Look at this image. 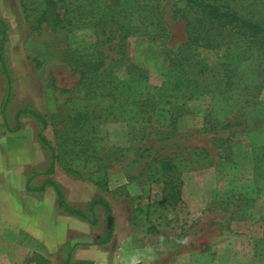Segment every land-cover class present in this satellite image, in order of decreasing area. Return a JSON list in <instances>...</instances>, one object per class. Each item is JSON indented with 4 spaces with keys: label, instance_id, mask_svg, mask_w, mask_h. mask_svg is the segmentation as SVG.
<instances>
[{
    "label": "rangeland",
    "instance_id": "1",
    "mask_svg": "<svg viewBox=\"0 0 264 264\" xmlns=\"http://www.w3.org/2000/svg\"><path fill=\"white\" fill-rule=\"evenodd\" d=\"M42 1L11 0V9L0 0V15L11 28L12 12L27 16L31 26L22 40L16 29L11 31L14 64L23 69L24 84L35 85V99L52 123L48 135L59 138L61 169L89 181L96 197L113 205L121 230L129 233L125 242L131 243L134 264H264V39L205 20L185 9L183 0H165L167 44L136 35L123 45L107 29L66 32L39 25ZM197 18L199 31L213 39L214 49L198 58L208 57L211 68L197 76L202 87L186 103L188 115L170 124L175 135L163 137L171 128L160 110L155 115L158 134L130 135V125L141 122L129 112L105 120L115 110L109 108L116 97L85 96L72 66L77 48L102 49L112 68L109 76L125 79L124 65L132 64L148 74L150 84L160 86L165 80L171 87L177 72L165 53L169 49L173 57L184 48L185 19ZM81 112L94 113L92 143L93 133L71 120ZM238 165L253 167L236 175ZM53 262L43 244L0 220V264Z\"/></svg>",
    "mask_w": 264,
    "mask_h": 264
},
{
    "label": "trees",
    "instance_id": "2",
    "mask_svg": "<svg viewBox=\"0 0 264 264\" xmlns=\"http://www.w3.org/2000/svg\"><path fill=\"white\" fill-rule=\"evenodd\" d=\"M165 0H43L40 3L37 23L46 25L53 31L74 32L84 28L106 29L111 33L114 40L123 43L132 36L147 37L152 41H162L164 45L169 40L168 22L165 15L167 8L163 5ZM186 4L185 9L199 14L203 19L214 23H222L239 29H245L253 36L264 39V0H183ZM172 17V16H171ZM173 18V17H172ZM252 18V19H251ZM25 20L30 25L27 16ZM262 21V22H261ZM187 26V41L182 50L173 57L171 50L167 49L166 57L170 60L177 74V79L172 81L171 87L169 81H163L160 86L150 84L148 74L137 66L132 64L124 65L126 67V78L121 80L106 72L112 69L107 66L105 52L98 46H81L77 48V59L73 63V69L78 74L79 85L84 91L85 96L97 98L114 94L116 97L113 105L109 109L115 108L105 117L107 120L112 115L119 114L123 117L128 112L133 119H138L141 123L136 127L134 123L130 125L129 134H143V136L160 132L155 122L157 110L164 111L169 124L163 132L164 138H170L175 135L176 127L170 124H176L177 121L188 115L186 103L197 98L201 90V84L198 75L207 74V68L211 65L206 61L208 57L198 58L200 53L208 55L213 52L211 43L213 39L204 38L199 31V18L189 21L185 19ZM31 26L29 27V29ZM10 23L0 15V70L3 79L8 85V95L13 94V84L16 81L15 73L11 68L9 61V46L11 35ZM111 38V37H109ZM95 44H99L96 40ZM222 65V63H220ZM222 66H227L223 63ZM214 72V69H211ZM192 75V79L189 78ZM234 84V82H233ZM187 85V86H186ZM190 85V86H189ZM194 85V86H193ZM189 86V87H188ZM118 104L117 107L114 105ZM167 105L171 107L167 109ZM4 105V111H5ZM108 109V110H109ZM34 120L39 124L38 141L42 146L49 150L52 156V165L61 167L62 152L59 138L56 136V146L47 139L44 132L52 126L47 115L40 112L29 110ZM92 112H81L71 120L77 121V127L80 130L93 133L91 141L96 140L97 125H93ZM102 117V116H101ZM165 117V115H164ZM132 119V120H133ZM126 121V117L124 118ZM130 121V120H129ZM18 130V128L14 129ZM225 164H227L225 162ZM171 162L163 164L164 170H168ZM236 175L240 174L246 167L253 165H238ZM64 171L72 176L75 174L70 169ZM71 172L73 174H71ZM245 182L249 180L242 177ZM166 183V182H165ZM168 184V183H166ZM170 184V183H169ZM224 184H227L225 182ZM241 184H243L241 182ZM57 195L58 208L63 214L74 216L82 221L88 222L92 226L99 222L100 214L98 207L104 210V222L107 227L105 239L99 241V245L108 244L113 240L115 231V217L112 207L103 197H96L95 200L86 205L85 209L71 205L66 198L63 187L57 181L52 182ZM242 187H245L244 184ZM45 188V187H44ZM40 189L39 192L43 191ZM29 189V186H28ZM73 253H69L68 259L63 264H92L89 262H76L73 259Z\"/></svg>",
    "mask_w": 264,
    "mask_h": 264
},
{
    "label": "crops",
    "instance_id": "3",
    "mask_svg": "<svg viewBox=\"0 0 264 264\" xmlns=\"http://www.w3.org/2000/svg\"><path fill=\"white\" fill-rule=\"evenodd\" d=\"M10 1L7 0L11 4L7 6L14 9ZM11 17V31L16 29L21 40L26 38L30 30L26 20L15 12ZM11 38L12 33L9 61L16 81L10 98L0 70V220L5 226L43 244L52 254L54 264L59 260L63 264L70 252L76 262L134 264L130 258L131 243L125 242L129 233L121 230L116 211L108 200L104 198L113 209L116 226L113 240L104 245L98 244L107 233L102 208L98 207L100 218L95 226L63 214L58 208L54 181L63 187L67 201L82 209L96 199L97 190L89 181L64 172L58 163L54 168L50 151L38 141L39 124L29 110L46 113L35 99V85H25L23 69L14 64L16 55ZM16 128L18 130H14ZM49 129L44 134L56 146V138L47 133ZM42 188L44 190L39 192Z\"/></svg>",
    "mask_w": 264,
    "mask_h": 264
}]
</instances>
